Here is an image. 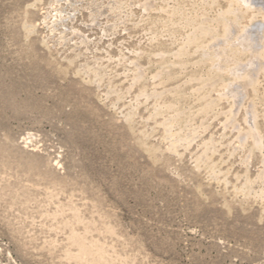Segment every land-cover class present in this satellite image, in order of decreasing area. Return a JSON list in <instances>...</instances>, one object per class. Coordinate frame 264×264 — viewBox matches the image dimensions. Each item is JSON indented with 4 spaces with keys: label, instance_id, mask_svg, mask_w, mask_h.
Masks as SVG:
<instances>
[{
    "label": "rangeland",
    "instance_id": "rangeland-1",
    "mask_svg": "<svg viewBox=\"0 0 264 264\" xmlns=\"http://www.w3.org/2000/svg\"><path fill=\"white\" fill-rule=\"evenodd\" d=\"M50 1L0 0V264H76L68 256L78 253L71 232L97 244L104 264H264V199L242 202L232 194L245 176L264 192V130L263 154L256 150L246 165L253 142L242 145L243 116L248 121V111L262 109L255 110L249 90L264 94V66L232 107L234 116L227 115L229 98L169 138L162 119L194 111L191 93L215 83L207 91L215 100L227 80L226 89L242 80L224 70L226 57L234 59L231 46L221 62L204 49L179 66L161 65L160 53L151 54V64L146 57L158 44L149 41L148 24L180 7L191 26L181 31L180 24L179 47L199 29L206 52H222L224 38L213 30L232 0H199L219 4L206 12L178 0ZM243 21L233 37L264 25L261 16ZM171 42L159 38L167 55L177 53ZM250 57L239 55L229 69L240 70ZM198 59H212L204 71L216 67L215 79L189 76ZM171 68L166 87L151 86L152 75ZM86 69L98 77L83 75ZM141 84L149 94L166 90L162 97L181 90L177 113L151 118L155 99L140 96ZM206 148L218 179L202 163L195 168Z\"/></svg>",
    "mask_w": 264,
    "mask_h": 264
},
{
    "label": "bare ground",
    "instance_id": "bare-ground-1",
    "mask_svg": "<svg viewBox=\"0 0 264 264\" xmlns=\"http://www.w3.org/2000/svg\"><path fill=\"white\" fill-rule=\"evenodd\" d=\"M34 1L37 2L39 0H34ZM50 2L57 3L58 0H52ZM176 4H180V6L181 5L184 6L187 4H189L187 6H190V4H191V8L194 9V11H199V12H201V11L206 12L212 6L219 5V4H215L211 1H199V0H178ZM72 5H74V3ZM92 6H90V7L92 8ZM112 8L113 7L110 8L111 11L114 9V8L113 9ZM143 9H144V7H143ZM115 10L118 11L117 8ZM181 10H183V11L180 12ZM59 12H61V10H59ZM172 12L173 13L166 12L165 16H158V18L156 20H153L148 24L147 31H152L151 33L150 32L148 33V35H151V38L149 39V41L150 42H158V44H156V45H150L152 50L150 52H148L147 56H146L148 59L147 60L148 64H151V61H150L151 54L160 53V57H159L160 59L158 61L161 65L162 64L164 65L167 63H169V64L171 63L173 66L176 64H178L177 66H179L181 64L185 65L189 60H191L193 58V55L196 53V52H194L195 49L200 51V52H201V50L207 51V49H209L208 46L203 44L205 34H202L199 29L197 31H194V33H192L193 34L192 36L187 35L186 36V43L184 44L183 47H179L180 46L179 45L180 39H178L175 36V34H177L179 32L180 24H182V27L180 29L182 31L186 27L191 26V21H189V22L187 21V17H189V16L186 14L187 11L182 7L176 8V10H174ZM257 16H261L264 19V0H232L228 10L224 11V14L222 15V19L218 22L219 24H216L220 30L219 31H216L215 29L213 30L215 36H222L224 38L223 41H219L220 43L224 42L223 48H221L222 52H219L215 49L212 52V54L204 51V52H202L203 55L206 56L208 59V58H212L213 57L212 55L214 54V56L217 58L218 62L222 61L218 58V56L220 54L223 56V55H225V53H228V52L230 53V51L232 52V55H233L232 58H234V59H236L241 54H243V56L245 58L248 57L249 55H252V57H254V58L250 57L247 65L242 66L240 70H237V69L231 70V69H229L230 68L229 67V62H230L229 58L226 57L225 61H227L228 67L226 66L227 69L224 68L225 72L229 73V78L232 77L234 80L233 82H235L236 80H239V79H241L242 82H239L237 86L236 85L231 86L230 82L232 81V79H231V81L227 80V81H230V82H228V83H230L229 87L226 89V87H225L227 84V81H226L225 86H223L222 91L219 92L218 98H216L215 100H210V97L208 96V93H207L208 89L211 88L212 85H214L215 83L210 84L208 86V88H205V86L202 87L200 93H194V92L191 93L189 98H191V103H192L191 109H194V111H190L189 113H185L184 115L175 114L174 116H171L169 118L162 119L164 121L162 122V125H160V126H163L164 132L166 134H168L169 138H174V137L176 138L177 133H180L182 130L184 121L188 120L187 123L194 122L196 117H198V116L203 117L209 113H211L209 115H212V113H215V110L220 105V102L225 101V100H226V102H228L229 98L233 99V102L228 103L230 111L227 113V115H231V114H233V116L235 115L232 111V107L234 105L236 107L237 105H239V103L241 101H243V98L246 96V94L244 95L243 92H245L246 89H248V87L251 85L254 78L256 77L257 72L259 70H262V68L264 66V30H263L264 25H260L261 23L258 24L259 22L257 23L258 25H255V24L252 25V23H251L252 26L250 27V29L243 27L242 31H244V34H242L238 37L237 36L233 37V34L239 30L241 23L244 22L243 20H245L246 18H251V17L254 18ZM91 20H93V19H91ZM214 22H216V21H213V23ZM234 23L236 24V26L234 25ZM263 24H264V22H263ZM233 26H235V27H233ZM26 30L28 31V27ZM165 36L167 37V39L169 38V40L172 41L171 45H174V44L176 45L175 48H177V50L176 49L175 50L177 53L167 55L168 53L166 54L164 52V51H166V49L162 48L161 44H159V38H163ZM225 46H231L230 51H229V49L226 50L227 47L225 48ZM140 55L141 54H138V56H140ZM234 59H232L231 62H233ZM261 59H263V63L258 62ZM207 61H204V60L202 61V59H201V61L200 60L196 61V63H194V64H195V67L197 68V70L190 72L189 76H196V79L199 82L211 81V80L215 79L216 74L220 73V72H217L214 75L212 70L213 69L215 70L216 67H214V68L212 67L213 69H211V71H209V70H207V72L204 71L205 67L210 65V62L212 61V59L210 62L209 61L207 62ZM156 64H158V63H156ZM169 64H168V66H169ZM84 67H86V66H84ZM170 67L171 66H169L167 69H170ZM136 68H137V66H136ZM220 68H221V70H219V71H222L223 67H220ZM173 71H174V69H172L168 72L167 71H164V72L161 71V73H159L157 75H152L153 81L156 84H154V85L151 84V86L152 87H156V86L166 87V84H169V82L171 81L170 78L173 74ZM83 72H84L83 75H87V77H89V78L94 79L95 77L96 78L98 77L96 72L92 71L90 69H86ZM203 72L205 73L204 77L202 76ZM254 72L256 73V75L253 74ZM89 73H92V76H90ZM102 73H103V71H102ZM223 73H224V71H223ZM139 74L141 75V73H139ZM261 74H263V76H264V71ZM201 76L204 78V80H203V78L201 80ZM218 77L219 76H217V78ZM219 79H220V77H219ZM217 81H216V83H217ZM142 84L140 86H137L140 96L155 99L153 101L154 113L152 114L151 118H153V119L157 118V117L161 118V117H164L165 114L170 115L171 113H177V111L179 110L178 105L181 103V97H180L181 90L180 91L179 90H171V91H169L170 93L168 94L170 96L165 95L164 97H162L161 95L165 94L167 92L166 90L163 91V93H161L160 95H154L153 93L149 94L146 91L147 86L145 87ZM239 88H241L242 91H238ZM151 92H152V90H151ZM249 92H250L249 95L253 98V101L256 102V104L254 106L255 110L257 111L256 105H260V107L262 109H261V111H257L254 114L251 113V111H248L246 113V114H248V121L245 118V116H243V122L245 123V125L248 124V126H247L248 128L246 129L248 132L244 136L245 138L244 139L242 138L243 140H245L242 145H246V140H252L253 143L255 142V145H259V143L261 144V137H262L260 135V133L262 130H264V121L262 120L263 122H258L257 118L261 115L264 117V94H260V92L256 86L251 87V90H249ZM111 93H113V91H111ZM187 117H189V118H187ZM228 117L229 116H227V119H228ZM232 121H233V117L231 118V120H229L228 125ZM230 124H232V123H230ZM233 126H234V123H233ZM237 134H238V132H237ZM173 143H175V142L172 140V143L170 146H172ZM253 143H251V144H253ZM251 144H249L250 150L245 151L246 153H245L244 158H246V160L243 161L244 165L247 164L248 158L250 159L253 155H255L256 150L259 154H263V152L261 153L262 147L260 148V145L258 146L259 148H257L255 145H251ZM173 146L170 149V152L177 153V148L173 147ZM204 152H206V154L200 156V159L197 158L198 161H196L195 168L200 166L202 163L201 166L206 167L205 169L208 170L206 173H208L210 178L211 179H218L219 176L217 174L219 173V175H220V172H218L217 166H214L211 163L210 158H209L210 155L207 152V148L205 149ZM148 153H149V155H152L153 157H155L156 160L158 159V158H156L157 155H155V150L149 148ZM261 157H263V156H261ZM206 163H207V166H206ZM203 169H204V167H203ZM198 171H199V169H198ZM245 172H246V170H245ZM214 176H216V177H214ZM244 179H245L244 183H242L241 185H238L237 187L236 186L234 187V185H233V188H232L233 193L232 194L234 196H237L238 194H240L244 198V200H242V202H247V199H249L250 196L253 199H259L260 198V200H263L264 199V192L263 191L257 192L256 191L257 189L254 190V188H253V185L255 184V182L250 180L248 176H245ZM226 183L224 185H226ZM260 188H262V187H260ZM227 204H229V203H226V205ZM227 208L229 211L228 205H227ZM73 217L76 220H78L77 215H73ZM69 240L72 244H74L78 247V253L75 256L68 254L69 258L74 259L76 264H104V257L102 254V250L97 244L95 245L92 242H86V239L83 236L76 234L74 232L70 233ZM94 253L96 255H94Z\"/></svg>",
    "mask_w": 264,
    "mask_h": 264
}]
</instances>
